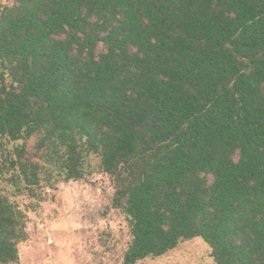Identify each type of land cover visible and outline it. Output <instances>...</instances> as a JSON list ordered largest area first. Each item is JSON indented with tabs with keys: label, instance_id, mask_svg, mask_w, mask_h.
<instances>
[{
	"label": "trees",
	"instance_id": "16d2710c",
	"mask_svg": "<svg viewBox=\"0 0 264 264\" xmlns=\"http://www.w3.org/2000/svg\"><path fill=\"white\" fill-rule=\"evenodd\" d=\"M115 185L121 264L202 238L264 264V0H0V264L20 261L14 194Z\"/></svg>",
	"mask_w": 264,
	"mask_h": 264
},
{
	"label": "rangeland",
	"instance_id": "374dc122",
	"mask_svg": "<svg viewBox=\"0 0 264 264\" xmlns=\"http://www.w3.org/2000/svg\"><path fill=\"white\" fill-rule=\"evenodd\" d=\"M82 180L43 182L37 196L10 198L27 216L28 238L19 244L16 264H121L131 235L125 214L115 204L112 178L98 168ZM136 264H215L200 237L181 242L157 258Z\"/></svg>",
	"mask_w": 264,
	"mask_h": 264
}]
</instances>
